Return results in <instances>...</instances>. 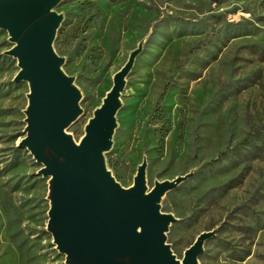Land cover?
Here are the masks:
<instances>
[{"label": "rangeland", "instance_id": "374dc122", "mask_svg": "<svg viewBox=\"0 0 264 264\" xmlns=\"http://www.w3.org/2000/svg\"><path fill=\"white\" fill-rule=\"evenodd\" d=\"M54 41L82 93L75 141L146 39L122 92L108 169L130 187L194 170L166 194L178 220L167 243L178 259L216 229L199 264H264V0H64ZM0 30V264H65L46 230L41 165L19 146L28 85L16 83Z\"/></svg>", "mask_w": 264, "mask_h": 264}, {"label": "water", "instance_id": "95a60500", "mask_svg": "<svg viewBox=\"0 0 264 264\" xmlns=\"http://www.w3.org/2000/svg\"><path fill=\"white\" fill-rule=\"evenodd\" d=\"M64 0H0V30L12 44L7 52L17 62L14 82L28 85L26 148L47 179L49 202L46 230L65 264H199L206 241L216 229L201 232L178 259L167 233L178 219L162 211V200L192 176L146 181V158L133 184L123 187L108 169L122 108V92L146 39L133 49L112 79V87L96 108L77 142L69 127L83 114L82 93L63 70L65 58L54 49Z\"/></svg>", "mask_w": 264, "mask_h": 264}]
</instances>
